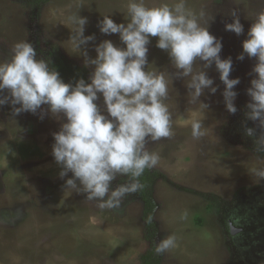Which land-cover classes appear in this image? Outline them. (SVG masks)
<instances>
[{"label": "rangeland", "instance_id": "1", "mask_svg": "<svg viewBox=\"0 0 264 264\" xmlns=\"http://www.w3.org/2000/svg\"><path fill=\"white\" fill-rule=\"evenodd\" d=\"M165 2L172 0H149ZM126 5L127 0H48L41 5L34 0H0V59L10 58L12 46L26 40L37 59L49 62V52L63 55L89 79L93 66L85 67L82 56L70 54L72 25L67 17L76 11L87 17L85 35L95 40L86 48L95 57V45L105 39L124 47L118 34L105 35L97 25L107 14L114 22L126 23ZM188 6L205 8L212 15L208 28L222 41L220 56L232 59L230 78L240 79L234 89L236 113L225 108L224 85L213 64L205 71L217 91L205 89L200 97L209 105L205 135L193 139L188 121L196 106L188 103L187 78L173 75L177 70L167 52L156 47L157 37H150L149 68L172 76L167 102L175 135L147 145L160 156L158 165L147 170L153 178L147 231L141 191L127 196L118 208L101 210L82 194L64 190L51 154L52 133L64 122L62 115L51 116L47 105L42 106L43 118L39 110L13 115L10 105L0 106V264H142V255L152 247L150 264H264V181L256 183L249 173L253 167H264V153H257L253 138L244 134L245 127L254 128L256 136L262 131L258 122L245 116L250 99L246 89L256 60L246 54L237 59L252 19L264 10V0H188ZM233 10L244 27L239 36L224 28ZM96 103L103 108L102 97ZM120 182L123 178L113 186ZM185 212L187 219L181 220ZM226 218L244 227L242 233L234 232L231 239ZM173 234L178 247L155 254L156 243Z\"/></svg>", "mask_w": 264, "mask_h": 264}, {"label": "clouds", "instance_id": "2", "mask_svg": "<svg viewBox=\"0 0 264 264\" xmlns=\"http://www.w3.org/2000/svg\"><path fill=\"white\" fill-rule=\"evenodd\" d=\"M230 14L231 22H225L224 28L239 36L244 27L235 10ZM125 19L126 23H117L110 14L103 15L99 31L118 34L124 47L105 39L95 45L96 55L91 57L86 46L95 36L85 35L87 17L79 11L67 17L72 25L70 54L82 56L85 67L93 66L88 82L79 78L75 84L65 83L45 59H37L35 48L26 40L12 46L10 58L0 59V106L10 105L13 115L39 110L43 118L42 106L47 105L51 116L65 118L52 133L51 154L59 166L58 175L64 179V190L82 194L101 210L118 208L127 196L143 189L140 178L160 160L148 143L175 135L173 112L167 102L172 76L152 65L149 68L150 37H157L156 47L167 52L177 70L173 75L187 78L188 103L196 106L188 121L193 139L205 135L203 121L209 105L200 97L205 89L211 94L217 91L205 71L213 64L224 85L226 110L232 114L237 111L234 89L240 79L230 78L232 59L221 58L222 41L210 33L208 25L213 17L205 8L193 10L188 0L160 4L127 0ZM242 49L237 59L243 60L246 54L256 60L252 66L255 75L246 89L250 99L245 116L258 122L262 130L255 136L254 128L245 127L244 134L253 138L257 153H264V10L252 19ZM101 97L103 108L96 103ZM249 173L256 183L264 181V167H253ZM118 178L123 182L113 186ZM180 219L186 220L187 213ZM176 247L177 236L168 235L156 243L154 252L163 255Z\"/></svg>", "mask_w": 264, "mask_h": 264}, {"label": "trees", "instance_id": "3", "mask_svg": "<svg viewBox=\"0 0 264 264\" xmlns=\"http://www.w3.org/2000/svg\"><path fill=\"white\" fill-rule=\"evenodd\" d=\"M37 5H41L48 0H34ZM53 53V52H52ZM49 59V67L58 71L60 77L65 83L75 84L76 80L79 78H84L86 82H88L87 75L85 70H83L80 66H77L73 62L69 61L65 56L59 54H51ZM141 183L144 185L141 190V197L144 201V219H145V229L148 231L150 229V214L152 210V203L148 196V187L152 182L153 178L148 175V171L146 170L145 174L140 178ZM153 247L142 255V264H150L149 261L152 258Z\"/></svg>", "mask_w": 264, "mask_h": 264}, {"label": "flooded vegetation", "instance_id": "4", "mask_svg": "<svg viewBox=\"0 0 264 264\" xmlns=\"http://www.w3.org/2000/svg\"><path fill=\"white\" fill-rule=\"evenodd\" d=\"M256 136V135H255ZM225 223V229L227 230L228 232V236L232 239V237H234V232H241L243 231L244 227H239L238 225H235V223L229 219V218H226V221H224ZM234 240V238H233ZM233 243V242H232ZM242 264H247L246 260L244 262V260L241 261Z\"/></svg>", "mask_w": 264, "mask_h": 264}]
</instances>
